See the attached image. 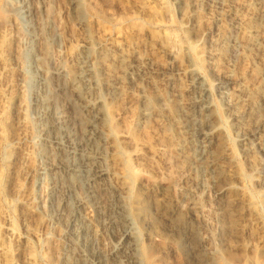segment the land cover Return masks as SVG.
<instances>
[{
	"label": "rangeland",
	"instance_id": "obj_1",
	"mask_svg": "<svg viewBox=\"0 0 264 264\" xmlns=\"http://www.w3.org/2000/svg\"><path fill=\"white\" fill-rule=\"evenodd\" d=\"M76 1L81 12L78 18L71 15L66 0H50L51 6L45 9L54 38L41 64L44 69L60 66L68 74L64 81L53 79L47 91L29 78L28 28L16 12L20 0H0L4 15L0 21V264H4L6 251L14 256L10 264L62 263L65 240L48 197L50 171L39 153L45 146L43 121L33 104L32 90L34 86L41 93L48 92V105L71 116L67 102L70 84L86 45L97 47L90 51L97 76L91 91L102 98L104 119L99 126L107 136L97 145V154L100 164L111 166L129 186L121 194L122 201L132 206L137 196L163 190L167 202L181 215L192 213L194 233L187 239L188 258L177 248L175 236L163 221L147 227L142 218L135 219L139 263L264 264V151H258V147L264 150V132L252 133L264 108L255 94L264 84L262 7L252 0H228L217 7L205 0ZM228 10L239 19L232 34L237 48L234 55L226 49L220 51L217 41L229 18L222 16L216 22L214 16ZM248 27L253 28L250 34ZM123 59L133 66L143 61L154 72L172 70L173 87L163 84L162 76L154 73L149 82L138 77L132 83L120 81L111 94L104 81L119 71ZM187 69L203 79L223 140L230 146L213 173L190 170L186 154L174 150L183 133L173 121L179 108L172 106L173 93L183 89ZM227 77L229 82L222 85ZM75 86L86 89L82 84ZM158 95L170 106H157ZM147 97L150 107L142 114ZM230 99L238 103L229 110ZM252 99L260 104L254 111L247 106ZM14 106L20 114L19 127L10 119ZM232 110L244 116L234 121ZM79 120L70 127L76 137L84 130ZM87 148L95 149L89 143ZM12 149L17 153L16 173L11 170ZM218 173L221 177L215 181ZM84 189L76 190L81 194ZM235 212L240 214L238 218L233 217ZM102 219L97 217V224ZM104 237L103 246L109 250L118 233L107 230ZM19 246L28 254L16 256Z\"/></svg>",
	"mask_w": 264,
	"mask_h": 264
},
{
	"label": "bare ground",
	"instance_id": "obj_2",
	"mask_svg": "<svg viewBox=\"0 0 264 264\" xmlns=\"http://www.w3.org/2000/svg\"><path fill=\"white\" fill-rule=\"evenodd\" d=\"M205 1L215 7L223 6L228 2V0ZM252 2L254 5L262 7L259 15L260 18H263L264 0H252ZM66 3L71 15L78 18L81 12L77 1L66 0ZM50 6V0H20L19 9L17 7L18 11H16L28 28L29 45L27 52L30 57L29 68L31 71V77L29 78L33 83L46 88L47 91L53 79L64 81L68 75L60 66L44 69L41 64L46 49L54 38L49 16L45 14V9ZM3 16L0 13V21H2ZM222 16L229 18V22L225 30L218 35V45L220 51L227 50L230 55H234L237 48L233 44L232 34L239 23V19L233 15L231 16L228 10L224 15H215V21L218 22ZM252 29V27H248L246 32L250 34L253 31ZM252 43L251 41L250 44ZM96 48L95 46L92 49ZM92 49L89 45L84 46L83 54L78 57L76 62V71L72 77L73 80L71 79V88L67 99L68 109L72 113L71 116L62 112L59 108L57 109L56 106H49L47 102L49 99L47 100L46 96L48 92H42V94L32 85L35 89V91L32 90L33 104L43 121L42 130L45 146L43 149L41 148L42 150L39 153L47 160L50 171L47 179L48 197L54 203L55 220L65 240L61 264H140L134 229V221L138 218H142L147 227L155 225L157 220L163 221L161 224L173 233L177 248L186 256L188 253L186 252L187 239L194 233L190 223L192 213L190 212L188 216L181 215L176 207L167 202L163 190H158L150 196H145V194L141 197L137 196V199L132 202V206H128L121 199V194L129 190L123 176L115 173L111 166L100 164L97 148L98 144L103 142L107 136L99 126L104 119L102 98L91 91V86L95 85V78H97L93 71H96V68H94L96 66L91 61L93 57H90ZM97 57L99 58V56ZM121 61L122 65L119 71L104 81L111 94L117 89V83L120 81L132 83L138 77L145 82H149L152 80L151 74L154 73L162 76L161 82L163 84L173 87L175 75L171 72L172 70L164 69L161 72H154L150 71L151 69L148 70L149 68L145 66L143 61L139 60L135 66L128 60L123 59ZM262 62L264 66V56ZM184 75L186 76V82L183 89L173 93L174 103H172V106L179 107L177 114L173 116V121L183 133V138L176 142L174 150L186 154L185 161L190 170L201 174L213 173L223 162L224 155L230 152V146L223 140V131L221 132L211 103L208 101V89L203 79L191 69L185 70ZM262 76L264 78V68ZM228 82L227 77L220 83L226 86ZM79 84L85 86L86 89L84 91L77 89L75 85ZM255 94L259 99L258 102L264 105V84L258 87ZM89 96H93L92 99ZM148 99L147 97L148 104L146 103L142 109V114H146L150 107V99ZM255 100L252 99L247 104L248 109L251 111L257 110L260 105ZM236 103L238 101L230 99L227 104L229 110L234 109ZM155 104L166 108L170 106L168 100L161 95L156 96ZM230 112L231 119L234 121H238L244 116L242 112L235 110ZM19 115V110L14 106L12 117L10 116L14 127L21 126ZM78 120L83 121L84 126L80 137L73 135L70 128ZM236 126L238 127L237 124ZM253 128L252 133L264 132V108L259 121ZM88 143L92 144L95 149H88ZM258 151L262 153L264 150L262 147H258ZM16 155V150L12 149L9 156L13 161L11 170L14 173L18 170ZM220 177L221 174L218 173L214 180L217 181ZM67 179H70L71 183H66ZM81 183L82 186H80ZM77 187L85 189L80 194L77 193ZM58 189L62 190L64 197L58 194V191H60ZM103 205L106 207V211ZM100 215L103 216V219L101 224H97L96 218H99ZM239 215L235 212L233 217L238 218ZM21 218L25 221V214H22ZM112 229L117 231L118 238L113 247L111 246V249L106 250L103 246L105 244L103 243L104 236L107 234V230ZM25 254H28V252L21 246L15 250L16 256ZM3 257L4 264H10L14 256L12 254L7 255L6 251Z\"/></svg>",
	"mask_w": 264,
	"mask_h": 264
}]
</instances>
